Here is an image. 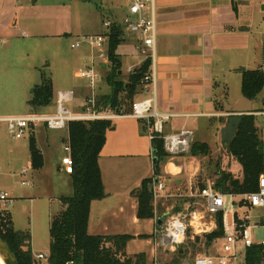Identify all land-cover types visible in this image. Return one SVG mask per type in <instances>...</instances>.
<instances>
[{
    "label": "crops",
    "instance_id": "obj_1",
    "mask_svg": "<svg viewBox=\"0 0 264 264\" xmlns=\"http://www.w3.org/2000/svg\"><path fill=\"white\" fill-rule=\"evenodd\" d=\"M131 2L132 0H109L113 10L112 19H104L100 23L98 17L95 19L96 29L94 27L93 30L76 33L73 29L63 27L61 23L53 26L37 23L32 27L28 24L21 26L20 19L16 17L12 20L7 19L4 14H8V11H3L0 5V43L15 40L20 32L23 37H30L32 34H27L23 30L29 29L27 27H30L29 30L35 36L59 38L76 34L80 39L86 36L105 35L108 33L104 23L113 20L122 22L129 13ZM156 9L157 109L160 114L171 115L165 125V133L173 135L182 131H191L194 134V142L206 143L212 150L213 145L218 146L223 143L222 132L229 119L225 103L235 105L244 96L242 71L261 70L264 73V0H156ZM57 15L62 16L61 13ZM101 24L103 29H100ZM126 33L124 31L123 42L118 48L125 50L119 53L117 51L122 63L123 75L138 69L145 61V57L138 50L137 39ZM84 46L80 61L84 62L85 67L94 65L99 73L96 67V61L99 60L95 56L96 51L88 45ZM108 46L109 40L106 44L107 51ZM124 57L131 62L127 70H124ZM102 60L101 68L107 70L109 59L106 57ZM84 83L83 88H59L57 95L59 92L73 91L77 103H74L75 108L80 110L87 95L86 82ZM52 86L54 92L53 83ZM99 90L100 86L97 87L98 97L109 95L100 93ZM57 95L55 102L53 101L54 111H46L50 110V107H45L46 110L38 108L34 114H55ZM149 97L151 94L148 91L139 93L135 97V103ZM252 102L254 116L261 118L262 122V117L257 114L264 113V90ZM220 104L223 105V109H220ZM130 114L113 120L114 127L107 133V141L99 160L106 197L92 203L88 233L91 236L131 235L135 238L128 243L127 254L133 256L144 253L147 256V264L156 262L158 264V253L154 256L153 243L157 239L154 233L164 227V219L158 216L157 208L154 219H139L137 216L139 203L133 195L145 179L154 177L153 147L147 132L144 131L143 122L131 117ZM34 133L44 159L43 168L37 171L32 169L29 143L0 139V152L7 154L6 158L9 157V166L24 168L27 165L33 178L47 168L46 150L53 145L47 137V145L42 146L36 135V129ZM209 136L212 137L211 140L204 139ZM63 157L56 160L57 158L52 156L49 163L56 166L60 174L71 179V174L66 172L62 164ZM198 159L200 158L191 156V161L186 164L169 162L165 166V174L172 179L162 181L161 176L157 178L165 189L162 198L155 202V205L162 202L166 207L165 216L171 214L172 210L175 211L179 203L175 201L169 204L172 199L187 198L182 205L185 209L193 201L190 194L195 193L193 182L200 170ZM170 165H174V172L169 169ZM26 173L27 169L24 168L18 170L17 175L23 176ZM0 175H7V172L1 170ZM186 181L189 185L188 192L183 191ZM64 197L66 196L59 197V213L65 209L62 202ZM19 199L26 200V197ZM12 203L11 200L10 205ZM6 209L11 215L8 207ZM141 236L149 238L143 239ZM40 254L35 255V260ZM46 255H50V250Z\"/></svg>",
    "mask_w": 264,
    "mask_h": 264
},
{
    "label": "rangeland",
    "instance_id": "obj_2",
    "mask_svg": "<svg viewBox=\"0 0 264 264\" xmlns=\"http://www.w3.org/2000/svg\"><path fill=\"white\" fill-rule=\"evenodd\" d=\"M3 11H8L7 19L15 17L21 20V26L28 24L33 26L34 23L43 26L61 25L68 27L76 32H86L97 28L95 19L99 17L100 23L104 19H112V8L109 0H0ZM17 7V9L15 8ZM61 13L60 17L57 15ZM35 21H33V20ZM93 24V25H92ZM30 29V27H27ZM100 25V29H103ZM29 29H23L30 37H23L21 32L15 40H8L0 43V116H26L36 112L29 106V101L33 98L34 89L45 81L54 84V102L56 100L57 91L61 89L83 88L85 83L77 78V73L85 68L84 62L80 61V55L85 46L73 49L72 44L78 40L76 34L73 36L49 37L35 36ZM128 35V33H126ZM77 39V40H76ZM80 38L79 40H81ZM132 50L131 48H129ZM125 48H120L118 53L123 52ZM96 51V67L102 75L100 93H111V88L107 84L105 78L110 72V68L104 70L101 68L103 60L99 58V51ZM143 58V57H142ZM98 63V64H97ZM131 62L124 57V70L130 66ZM129 74H124V81L128 80ZM240 88V85H239ZM76 102L67 105L74 113H80L81 110L75 108ZM135 103V98H129L126 94H122V104L124 110L131 107ZM50 110L54 111L55 104H52ZM48 107V108H49ZM42 109V108H41ZM98 108L96 107V110ZM111 110L104 108L97 110L98 112H107ZM257 124L263 130L264 124L261 118H258ZM36 135L42 146H46L47 137L53 145L47 147V168L43 173H37L32 177V172L28 170L23 176L17 175L18 170L24 169L22 166L10 167L8 164L7 154L0 152V171L7 172V175H0V192H6L10 195L12 204L8 203V210L11 212L13 226L17 231L30 234V249L35 257L36 254L46 255L49 253L51 237L50 224L52 219L59 214L60 205H58L59 197H70L73 195V185L70 177L60 174L57 167L50 164L52 156L59 160L65 155L63 147L68 143V131H52L41 125L36 128ZM211 136L205 137V140H211ZM0 139L12 142L29 143V138L22 140H14L8 136L6 130L0 132ZM193 143H195L193 141ZM193 157V156H192ZM200 170L198 176L194 179L193 187L195 193H198L200 187L208 182H214L221 176L219 173L231 174L234 178L243 181V169L240 163L229 154L226 144L214 146L207 157H201ZM7 161V162H6ZM191 156L187 153L181 155H170L163 158L160 162V176L162 181L171 180V176L165 174V166L169 162L189 163ZM53 163L54 158H53ZM174 166V165H173ZM175 171V170H174ZM173 171V172H174ZM26 184L23 185L22 182ZM70 183V184H69ZM188 183L185 182L183 191L188 192ZM26 197V200L19 199ZM31 198V199H30ZM187 198L172 199L169 204L179 202L171 213L178 209L185 211L182 206ZM226 202H229L227 199ZM156 204V203H155ZM156 206V205H155ZM157 213L159 217L167 221L168 215H164L166 207L162 202H158ZM232 210V209H231ZM8 213V212H4ZM5 214V215H6ZM255 241L261 242L264 239V230L258 229L253 231ZM218 241L207 244L204 238L195 241H187L183 246V259L181 263L192 261L198 255H216L218 252ZM158 264H171L174 259V253L159 250ZM36 262V261H35ZM36 264H48L45 260L36 262ZM156 264V263H154Z\"/></svg>",
    "mask_w": 264,
    "mask_h": 264
},
{
    "label": "trees",
    "instance_id": "obj_3",
    "mask_svg": "<svg viewBox=\"0 0 264 264\" xmlns=\"http://www.w3.org/2000/svg\"><path fill=\"white\" fill-rule=\"evenodd\" d=\"M122 28L114 26L109 32L108 59L111 69L105 80L111 88L109 95L98 97L99 110L109 108L114 112L130 114L133 106L122 104V94L135 98L145 89L144 79L150 72L152 59L146 58L144 63L128 75L124 81L122 63L117 51L122 39ZM108 68V69H109ZM264 90V73L261 70L242 71V93L250 100H256ZM54 92L50 81L43 82L34 89L29 106L33 109L49 107L53 104ZM97 109V110H98ZM220 109L223 105L220 104ZM258 118L254 115L244 116L237 128L231 143L229 154L242 166L243 181L231 174L221 175L215 185L218 190L227 194H244L255 192L258 180L264 174V141L263 132L257 126ZM144 131L147 126L144 121ZM112 120L72 121L68 127V142L72 149L74 162L71 174L73 195L62 198L65 209L52 219L50 236L51 247L48 264H147L144 253L129 256L127 245L135 237L131 235L91 236L88 233L91 205L106 197L102 173L99 165L102 150L107 141V133L112 130ZM32 169L41 170L44 166L43 156L37 146L34 131L29 138ZM153 152L159 161L155 167L154 177L145 179L139 189L133 192L138 199V218L151 220L155 218V200L153 185L160 176V162L170 155L166 152L162 139L152 142ZM211 149L206 143L195 142L191 145L189 155L197 158L207 157ZM207 184V183H206ZM206 184L200 188H204ZM176 212H179L177 209ZM0 212V237L15 254L20 264H36L30 246V234L14 229L10 213ZM223 236L222 217L219 216L218 231L204 239L211 244ZM143 239L148 236H141ZM200 238H197L199 240ZM258 247L250 249L248 263L256 264ZM171 264H183V246L174 253ZM36 261V262H35ZM40 262V261H39ZM38 263V262H37Z\"/></svg>",
    "mask_w": 264,
    "mask_h": 264
},
{
    "label": "built area",
    "instance_id": "obj_4",
    "mask_svg": "<svg viewBox=\"0 0 264 264\" xmlns=\"http://www.w3.org/2000/svg\"><path fill=\"white\" fill-rule=\"evenodd\" d=\"M114 26L122 28V32L133 35L138 41V50L142 56L152 59L150 72L144 79L143 92L151 94V97L137 101L133 106L131 117L144 121L147 126V135L151 143L156 139H162L164 147L169 155L189 154L194 141L191 131H182L178 134L165 133V125L171 115L160 114L157 109V81L155 70V47L157 38V9L156 0H132L129 13L122 22L106 21L104 27L107 33ZM86 36L77 40L73 49L84 45L90 46L94 51H99V58L108 57L106 44L109 36ZM77 78L86 82L87 95L80 107V113H74L67 105L75 102V93L59 92L57 95L56 113L53 115L32 114L26 116H0V132L6 130L8 136L14 140H22L30 135L36 128L43 125L52 131H68L72 121L115 120L125 114L112 110L98 112L96 110L98 95L97 87L101 81V75L94 65L85 67L77 73ZM150 91V92H149ZM262 117L264 113L257 114ZM65 156L62 164L67 173H73L74 162L72 149L69 144L63 147ZM25 173V172H23ZM25 185V183H23ZM164 185L159 180L153 185L154 200L162 198ZM193 201L185 211L173 212L166 218L164 227L156 230L154 235V256L159 250L175 253L187 241H195L197 238H205L218 231L219 216L222 217L223 236L218 241L216 255H198L192 261L183 264H249L248 253L250 249L258 247L256 264H264V239L255 241L253 231L264 230V174L258 180V188L255 192L244 194H227L216 188L214 182H208L198 193H191ZM229 199V202H226ZM10 195L0 192V212H7ZM232 209V210H231ZM37 261H48L49 255L40 254ZM157 264V262H156Z\"/></svg>",
    "mask_w": 264,
    "mask_h": 264
},
{
    "label": "water",
    "instance_id": "obj_5",
    "mask_svg": "<svg viewBox=\"0 0 264 264\" xmlns=\"http://www.w3.org/2000/svg\"><path fill=\"white\" fill-rule=\"evenodd\" d=\"M253 102L247 97L243 96L235 105H228L225 103L226 112L229 115L228 123L222 132V141L226 144L229 151L231 143L236 135L237 128L241 124L244 116L254 115L252 111ZM154 167L159 165V161L153 152ZM162 223V222H161ZM0 257L5 264H20L15 254L11 251L8 245L0 237Z\"/></svg>",
    "mask_w": 264,
    "mask_h": 264
},
{
    "label": "bare ground",
    "instance_id": "obj_6",
    "mask_svg": "<svg viewBox=\"0 0 264 264\" xmlns=\"http://www.w3.org/2000/svg\"><path fill=\"white\" fill-rule=\"evenodd\" d=\"M169 169L173 172L175 170V167L173 165L169 166ZM0 264H5L4 261L0 257Z\"/></svg>",
    "mask_w": 264,
    "mask_h": 264
}]
</instances>
